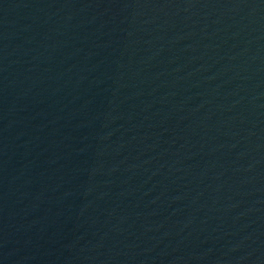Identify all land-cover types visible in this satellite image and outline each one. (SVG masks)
Here are the masks:
<instances>
[{
    "label": "water",
    "instance_id": "obj_1",
    "mask_svg": "<svg viewBox=\"0 0 264 264\" xmlns=\"http://www.w3.org/2000/svg\"><path fill=\"white\" fill-rule=\"evenodd\" d=\"M0 135L125 264H264V0H0Z\"/></svg>",
    "mask_w": 264,
    "mask_h": 264
}]
</instances>
